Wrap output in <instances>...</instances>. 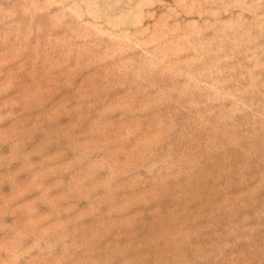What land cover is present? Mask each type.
I'll return each instance as SVG.
<instances>
[{
    "label": "rangeland",
    "instance_id": "rangeland-1",
    "mask_svg": "<svg viewBox=\"0 0 264 264\" xmlns=\"http://www.w3.org/2000/svg\"><path fill=\"white\" fill-rule=\"evenodd\" d=\"M0 264H264V0H0Z\"/></svg>",
    "mask_w": 264,
    "mask_h": 264
}]
</instances>
